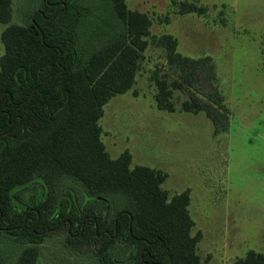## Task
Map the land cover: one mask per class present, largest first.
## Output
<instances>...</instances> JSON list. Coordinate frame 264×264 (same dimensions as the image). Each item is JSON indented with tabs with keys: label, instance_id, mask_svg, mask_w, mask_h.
Segmentation results:
<instances>
[{
	"label": "trees",
	"instance_id": "trees-1",
	"mask_svg": "<svg viewBox=\"0 0 264 264\" xmlns=\"http://www.w3.org/2000/svg\"><path fill=\"white\" fill-rule=\"evenodd\" d=\"M30 2L28 23L3 32L0 61V236L22 247L12 264H39L41 247L59 231L69 248L91 251L100 264H203L201 235L191 234L190 191L171 196L161 187L167 174L132 169L130 152L113 160L99 121L111 99L133 89L153 46L168 51L178 76L169 83L155 74L157 107L175 112L174 90L190 87L200 95L190 92L181 110L204 112L216 133L227 130L212 58L180 54L177 38L152 35L151 17L126 0ZM206 12L190 2L178 9ZM12 19L13 0H0V23ZM66 180L83 189L84 205L76 191L62 188ZM28 188L35 193L23 199ZM234 264H264V254L250 251Z\"/></svg>",
	"mask_w": 264,
	"mask_h": 264
},
{
	"label": "rangeland",
	"instance_id": "rangeland-1",
	"mask_svg": "<svg viewBox=\"0 0 264 264\" xmlns=\"http://www.w3.org/2000/svg\"><path fill=\"white\" fill-rule=\"evenodd\" d=\"M126 1L131 10L151 17L152 35L176 37L183 56L212 58L228 129L216 133L204 112L181 110L190 92L200 95L190 87L174 90L175 112L157 107L155 74L169 83L178 76L168 51L150 46L133 89L104 106L99 124L106 151L113 160L130 152L132 169L164 171L167 179L161 187L171 196L190 191L191 234L201 235L197 255L203 264H234L250 251L264 254V0ZM182 2L204 6L207 12L178 14ZM33 10L30 0H13L12 21L0 23V61L3 32L12 24L26 25ZM62 188L76 191L84 205L77 183L66 180ZM34 193L28 188L22 198ZM88 205L105 208L97 202ZM0 237V264H12L22 247L6 233ZM83 251L69 248L66 232L59 231L41 247L39 264H100L91 251Z\"/></svg>",
	"mask_w": 264,
	"mask_h": 264
}]
</instances>
